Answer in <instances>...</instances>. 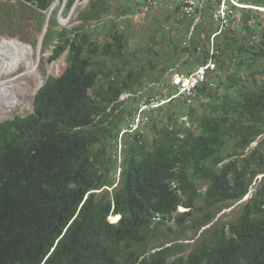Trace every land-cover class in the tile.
<instances>
[{
    "label": "trees",
    "instance_id": "16d2710c",
    "mask_svg": "<svg viewBox=\"0 0 264 264\" xmlns=\"http://www.w3.org/2000/svg\"><path fill=\"white\" fill-rule=\"evenodd\" d=\"M21 1L49 23L50 59L68 55L31 114L0 122V264H264V13L212 38L216 0L196 23L174 3L135 43L143 0H90L72 29L61 0ZM210 62L189 104L173 77ZM168 223L177 241L203 229L187 255L154 245Z\"/></svg>",
    "mask_w": 264,
    "mask_h": 264
},
{
    "label": "rangeland",
    "instance_id": "374dc122",
    "mask_svg": "<svg viewBox=\"0 0 264 264\" xmlns=\"http://www.w3.org/2000/svg\"><path fill=\"white\" fill-rule=\"evenodd\" d=\"M89 1L90 0H77L73 8L67 14H65V8L69 5L70 0H61L60 3L57 2L55 7L59 6L57 16L59 24L67 29H72L77 26V17L79 13L87 7ZM174 8L175 5L171 0H160L159 7H157L152 13L147 14L146 17L141 18L139 14L136 13L133 16L134 24H136V36L133 42L139 43L147 36L150 21L153 20L154 16H159V19L161 20L164 16L162 14H166L168 11L172 12ZM49 26L48 22L44 24V20L36 10L35 6L24 5L21 0H0V41L5 39L6 42L11 45V48L16 55H18L24 47L33 48L38 62L37 71L30 77H27V70L24 67L19 68L18 71L12 75V79L26 86V95L21 101H18L19 104L16 103V106L7 114V116H3L0 110V122L12 120L15 117H26L32 113L34 98L37 93L31 96L30 88H34L33 86L37 82V75L44 79L45 84L47 79L51 77H59L65 71L68 54L65 53L59 59L52 61L50 59L52 49H46L45 47L46 38L49 33ZM5 67H7V65ZM14 85L15 83L12 85L0 84V89L7 90L12 94L10 98L15 99L16 93ZM125 97L126 96L122 97V99ZM258 178L260 179L261 176ZM256 186L257 184L254 183L248 194V199L253 194ZM248 199L244 201L242 200L241 202L234 204L231 208L223 210L219 213L218 218L223 219L224 221H234L239 215L242 205L245 204ZM186 211L187 210L183 207L178 209V213ZM192 217L195 218L194 220L199 219L200 212L194 211ZM116 220L115 217L109 218L110 222H116ZM187 224H193V221ZM202 230L198 234H196L194 230L183 231L185 233L184 236L181 240L177 241L176 235H181L182 229L175 223H168L167 226L161 227L163 234L162 239L156 241L154 245L162 244L167 247L176 243L188 244L182 253L183 255H187L191 251L194 242L199 239Z\"/></svg>",
    "mask_w": 264,
    "mask_h": 264
},
{
    "label": "built area",
    "instance_id": "2783aa9c",
    "mask_svg": "<svg viewBox=\"0 0 264 264\" xmlns=\"http://www.w3.org/2000/svg\"><path fill=\"white\" fill-rule=\"evenodd\" d=\"M179 6V16L187 18H195V23L199 20L198 12L210 0H171ZM217 7L213 12L212 19L218 27V32L213 35L220 34L224 29L233 27L240 21L238 15L239 9H256L264 13V8H258L245 5L242 0H216ZM160 5V0H143V5L138 12L141 18L152 13ZM215 65L210 62L206 66H201L195 72L189 75H175L173 84L178 86V95L187 99L189 104L194 102V93L196 88L206 79V73L209 69H214ZM153 106H156L155 104ZM146 107H143V109ZM140 118H136V124L133 129L137 128Z\"/></svg>",
    "mask_w": 264,
    "mask_h": 264
},
{
    "label": "bare ground",
    "instance_id": "6f19581e",
    "mask_svg": "<svg viewBox=\"0 0 264 264\" xmlns=\"http://www.w3.org/2000/svg\"><path fill=\"white\" fill-rule=\"evenodd\" d=\"M6 65L7 67H5ZM37 65L38 62L36 53L33 48L24 47L21 52L16 55L13 52L11 45L8 44L5 39L0 41V84L12 85L15 83L14 86L16 93L15 99H11L10 96H12V94H10L7 90L0 89V110L3 116H7V114L10 113L16 106V103L19 104L18 101H21V99H23L26 95V86L12 79V75L17 72L19 68L24 67L27 70V77H30L37 71ZM36 80L37 82L33 86L34 88H30L31 96L37 93V91L44 85V79L42 77H38L37 75Z\"/></svg>",
    "mask_w": 264,
    "mask_h": 264
},
{
    "label": "clouds",
    "instance_id": "9594fccd",
    "mask_svg": "<svg viewBox=\"0 0 264 264\" xmlns=\"http://www.w3.org/2000/svg\"><path fill=\"white\" fill-rule=\"evenodd\" d=\"M159 7V6H158ZM67 53V52H66ZM110 217H118V218H116L117 220H116V222H111V223H117L119 220H120V216L119 215H112V216H110ZM109 217V218H110Z\"/></svg>",
    "mask_w": 264,
    "mask_h": 264
},
{
    "label": "water",
    "instance_id": "95a60500",
    "mask_svg": "<svg viewBox=\"0 0 264 264\" xmlns=\"http://www.w3.org/2000/svg\"><path fill=\"white\" fill-rule=\"evenodd\" d=\"M39 90H40V89H39ZM39 90L37 91V93L39 92ZM246 199H248V195L243 199V201L246 200Z\"/></svg>",
    "mask_w": 264,
    "mask_h": 264
}]
</instances>
